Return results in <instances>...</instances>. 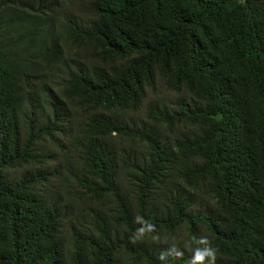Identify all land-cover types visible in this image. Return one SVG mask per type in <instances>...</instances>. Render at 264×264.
I'll use <instances>...</instances> for the list:
<instances>
[{
    "label": "trees",
    "instance_id": "obj_1",
    "mask_svg": "<svg viewBox=\"0 0 264 264\" xmlns=\"http://www.w3.org/2000/svg\"><path fill=\"white\" fill-rule=\"evenodd\" d=\"M74 1L0 0V264H184L144 242L183 225L215 264H264V0ZM156 76L172 141L126 119Z\"/></svg>",
    "mask_w": 264,
    "mask_h": 264
},
{
    "label": "rangeland",
    "instance_id": "obj_2",
    "mask_svg": "<svg viewBox=\"0 0 264 264\" xmlns=\"http://www.w3.org/2000/svg\"><path fill=\"white\" fill-rule=\"evenodd\" d=\"M65 5L62 6V10L64 11V14H68L70 15V13L73 11V9L78 12V11H83L78 4V0L74 1V2H68L65 3ZM80 14V13H78ZM70 53L74 54L76 56L77 59L72 58V60H70V63H74L75 66H81L84 69L90 70L95 68H100L103 67V64L98 63V62H94V60L91 58V53H92V49L91 47H81V48H76V46L71 45V49H70ZM65 68H70V69H74L72 64H68ZM56 71V70H55ZM54 71V72H55ZM60 73H55L53 79H50L49 82L50 83H56V82H61V78L60 77H56L59 76ZM53 75V73H52ZM50 75V77L52 76ZM178 97L176 94H174L172 91L166 89L164 87L163 81L160 79V77L156 76L155 79V84L153 88H148L146 91V96L144 98V100L142 101V105L134 112L132 111H126V119L128 120V122H130L131 124L133 123L134 125H132L133 127L136 128H140L142 126H140L139 124H141V122L145 121L146 125L148 126H156L157 130H159L161 132V136L165 137L168 141H172L174 139V133L173 131H170L168 129H164V127L161 124H153L151 121L147 120L145 118V113H146V108L148 105L150 104H157V105H166L168 103L174 102L175 100H177ZM80 111V110H79ZM81 113V111H80ZM71 127V124L69 123L67 128ZM56 139L59 141L60 146H68L69 143L66 142V137L64 135L61 134H57L56 135ZM124 143L121 145V148L123 151H128V152H136L137 154L141 153V152H145L143 148H140L137 146L136 143H132L133 141L129 138H124ZM58 146L56 145H52L51 142L47 143V147L44 148V152L43 154L45 156L48 157H53V150H55ZM56 158L58 161L61 158V156H56L54 157ZM56 169V165H49V170H55ZM28 170L26 168H20L18 170L15 171H7V174H9L10 176H13L15 179L19 178L21 175H23L24 173H26ZM79 191L78 188L74 185L72 186V188L69 191V195H71L72 197L76 198L78 195ZM72 197H64L65 199H69ZM203 199L197 198L195 199L194 202V207L196 211L199 212H203V211H207V209H209V205H206L202 202ZM211 200V199H210ZM209 204V203H208ZM202 236H206L205 233L203 231H199L197 236L194 238L192 237L191 239V243L190 245L187 247L186 244H189V240L187 238V228L185 225L177 228L174 232L172 233H166L164 232V230L162 231L161 235H158L157 237H153L151 239H146L144 242L147 244V246H151V247H157L160 248L164 253L166 254H176L182 253V255H177L178 258H182L183 256L185 257L184 259V264H192V257L195 256V250L197 248H202L203 245H200L199 240ZM167 244H170L171 246H173V250L169 251L167 250L168 246ZM66 245H69V241L68 238L66 237ZM125 263H130L128 261V258L125 259L124 261ZM205 264V263H204Z\"/></svg>",
    "mask_w": 264,
    "mask_h": 264
},
{
    "label": "clouds",
    "instance_id": "obj_3",
    "mask_svg": "<svg viewBox=\"0 0 264 264\" xmlns=\"http://www.w3.org/2000/svg\"><path fill=\"white\" fill-rule=\"evenodd\" d=\"M153 229H149V231H152ZM139 232H143L142 229L138 230ZM133 241L135 239H138V237H132ZM199 243L203 245L202 248H197L195 250V256L192 257V264H204V261L207 259L209 261V264H215L216 260V249H214L210 241L206 236H202L199 240ZM177 255H182V253H177Z\"/></svg>",
    "mask_w": 264,
    "mask_h": 264
}]
</instances>
